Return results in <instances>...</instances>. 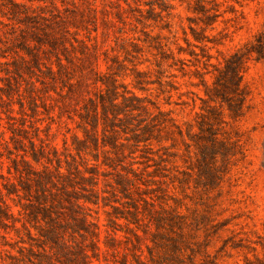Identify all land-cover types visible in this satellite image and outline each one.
Segmentation results:
<instances>
[{"label":"rangeland","instance_id":"obj_1","mask_svg":"<svg viewBox=\"0 0 264 264\" xmlns=\"http://www.w3.org/2000/svg\"><path fill=\"white\" fill-rule=\"evenodd\" d=\"M107 93L123 119L95 131L89 100ZM214 107L223 145L201 155L195 120ZM75 168L77 196L80 175L96 182L95 233L75 236L93 264H264V0H0V205L15 215L0 264L41 245L22 227L26 184L59 192Z\"/></svg>","mask_w":264,"mask_h":264},{"label":"trees","instance_id":"obj_2","mask_svg":"<svg viewBox=\"0 0 264 264\" xmlns=\"http://www.w3.org/2000/svg\"><path fill=\"white\" fill-rule=\"evenodd\" d=\"M240 68L242 67L240 66ZM231 69H233L232 66ZM239 76V68L231 71L228 79L230 92L221 96L225 99L227 109L236 114L242 109L243 100L246 95L240 84ZM205 93L210 97L207 90H205ZM98 97V100H89L90 108L86 110L90 113V118H92L93 124L91 125L96 131L100 119L105 128L109 126L114 130L123 119L120 118L121 111L118 112L115 110L117 108L115 102L117 98H109L108 93L101 94V96ZM99 105L100 111L98 109ZM126 117H128L127 114L124 115V118ZM197 118L198 119L195 120V125L198 129L196 135L198 139L205 144V146H202L203 153L201 155H207L209 147L214 146L212 144L220 142V144L217 145H223V142L218 139L219 133L216 132V128H221L225 121L221 118L215 107L205 110V113L200 112ZM211 119H214L217 123L214 125L210 124L209 121ZM188 127H192V124H188ZM177 128L178 133L182 135V129L178 126ZM207 146L209 147L206 152H204ZM79 173L77 169L75 173L70 170H68V173L62 175L58 173L59 177L62 176L63 181L68 182H60L61 187L60 189L57 188L59 192L52 191L53 188L50 187V184L55 186V182L51 177H49L50 180H48L50 184H47V182L45 183L42 178L34 179L33 181L36 185L34 193L31 191V181L26 184V192L30 193L29 195H31L33 199L29 198V196L27 198L28 202L20 204L27 219L26 222H22V227L30 239H33L31 227L36 229L38 240L41 243V245L38 246L39 250L37 253L33 252L32 247L30 248L33 255V257L28 260L30 264H93L92 258L95 256L88 254L87 245L78 243L75 236L79 235L85 238L86 235H94L95 233V231L90 228L92 224L88 218L89 214L84 212V203H96L92 198L93 196H91L95 193L93 186L96 182L93 176L80 175L79 178L81 180H92V184L88 189L90 191V196L86 194L77 196L74 191L72 192V190L67 189L66 185L71 186L73 177H76ZM91 175H93L92 172ZM7 193L10 194L12 192L7 189ZM57 196H60L61 199H56ZM10 219L14 222L15 215L11 207L1 198L0 222L3 223L4 220ZM14 229L17 231L19 228L14 226ZM88 247H93V245ZM9 258L11 259L10 264H15V261L18 260V258L14 256H9Z\"/></svg>","mask_w":264,"mask_h":264}]
</instances>
